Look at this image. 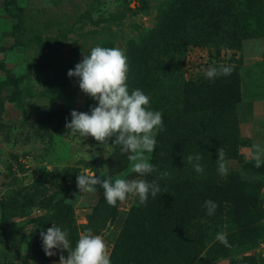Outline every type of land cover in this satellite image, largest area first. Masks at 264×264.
Instances as JSON below:
<instances>
[{
  "label": "rangeland",
  "instance_id": "374dc122",
  "mask_svg": "<svg viewBox=\"0 0 264 264\" xmlns=\"http://www.w3.org/2000/svg\"><path fill=\"white\" fill-rule=\"evenodd\" d=\"M95 46L122 49L129 92L142 90L151 110L162 113L156 149L145 153L155 170L143 177L131 171L114 137L100 145L57 124L68 92L74 94L67 122L72 110L90 113L98 104L67 74ZM220 65L233 71L205 78L209 67ZM254 145L264 146V0H0V216L2 202L9 217L0 222V264L67 258V250L37 253L33 229L56 225L57 207L64 205L77 240L86 231L104 190L97 185L93 193H79L76 177L84 168L101 179L103 173L156 180L159 194L170 199L154 205L149 193L147 210L134 221L143 223L154 211L177 226L185 210L190 243L204 246L196 264L205 257L214 264H264V164L257 168L249 158ZM221 147L227 175L217 171ZM197 154L202 173L187 161ZM206 200L218 205L214 215L206 214ZM139 204L131 195L118 201L116 215L92 233L110 255ZM247 226L251 238L258 235L243 249L236 237ZM221 232L232 249L215 239Z\"/></svg>",
  "mask_w": 264,
  "mask_h": 264
},
{
  "label": "clouds",
  "instance_id": "9594fccd",
  "mask_svg": "<svg viewBox=\"0 0 264 264\" xmlns=\"http://www.w3.org/2000/svg\"><path fill=\"white\" fill-rule=\"evenodd\" d=\"M233 69L228 66H211L204 75L214 81L219 76H228ZM127 56L120 48L95 46L90 54L83 55L74 69L68 71L69 77H76L80 90L93 100L98 101L89 112L71 111V120L66 122L69 134L81 139L93 137L100 145L108 143L114 137L113 144L120 146L122 153H127V159L132 162L131 171L143 177L155 169L150 163V157L145 153H153L156 149V136L164 130L163 117L160 111L151 110L150 97L140 89L129 92L127 85ZM254 151L249 158L255 161V167L264 164V146L254 145ZM217 171L227 175L224 149H217ZM107 156V155H105ZM202 156L189 155L187 161L197 173L203 172L200 164ZM52 171V169H47ZM101 179L90 168L79 171L76 177L79 193H93L97 185L103 188V196L109 206L115 207L117 202H124L129 197H137L140 204H146L149 193L155 198L161 192L156 180L145 179L114 180L106 174ZM161 174L158 179L168 176ZM206 214L214 215L218 205L212 200H206ZM42 247L47 256L55 255V249L67 250L68 256L60 255L59 264H111L110 252L104 239L92 234L91 230L82 232L75 247L70 245L68 233L60 227L53 226L46 232L41 231ZM216 240L230 247L226 233H218Z\"/></svg>",
  "mask_w": 264,
  "mask_h": 264
},
{
  "label": "trees",
  "instance_id": "16d2710c",
  "mask_svg": "<svg viewBox=\"0 0 264 264\" xmlns=\"http://www.w3.org/2000/svg\"><path fill=\"white\" fill-rule=\"evenodd\" d=\"M6 71L8 72V70ZM184 90L186 91V89ZM73 94V92H68V97L65 99V102L59 106L60 111L56 116L58 125H64L67 122V109L69 105H71ZM166 193L167 192H164L163 197L161 194H157L156 199L153 200V204H160V202L165 200V197L170 199L165 196ZM116 208L117 205L115 207L109 206L105 198L100 199L95 210L88 219L86 230H91L94 234L98 233L108 218L116 215ZM64 209L66 211L69 210V208L64 205H58L55 214L57 222L56 225L53 226L60 227L63 231L68 233V239L71 245L76 243L77 231L71 224V220L68 215L64 214ZM146 210L147 206L144 204H139L131 209L124 226L121 228L120 233L115 240L114 247L110 255L111 264H196L195 262L202 253L204 246L196 240H194L193 243H190V234L192 230L186 227L185 210H180L179 215L181 222L177 226L173 223V221H171L170 217L162 218L154 211L153 214L150 212V215L145 222L136 223L134 218L139 214H144ZM258 210H260L259 207L251 212V214L256 215ZM8 220L9 217L6 216L1 202L0 222L2 223ZM196 220L197 218L195 217L194 222H196ZM195 225V229L199 227V224ZM50 227H52V225L48 224L37 228L35 227L33 229L35 250L37 253L45 256L47 255L42 247L40 233L41 231L46 232ZM176 227L178 230H176ZM250 229L251 228L247 226L243 228L242 234L237 232L238 235L236 240L242 242L241 245L243 249L249 248L256 242L258 234H255V238H251L249 233ZM180 233H183L182 237ZM188 242L193 248L187 245ZM230 248L232 249L233 247L231 246ZM54 251L58 254H64L66 252V250L61 249H55ZM231 253L232 251L230 254ZM206 255L207 253L204 252V256ZM205 261L206 262L202 264H214L213 262H208L206 257ZM233 261L234 264L237 263L235 262L236 260Z\"/></svg>",
  "mask_w": 264,
  "mask_h": 264
}]
</instances>
